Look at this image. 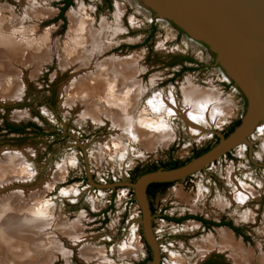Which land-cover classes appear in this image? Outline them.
Listing matches in <instances>:
<instances>
[{"label": "rangeland", "instance_id": "1", "mask_svg": "<svg viewBox=\"0 0 264 264\" xmlns=\"http://www.w3.org/2000/svg\"><path fill=\"white\" fill-rule=\"evenodd\" d=\"M64 1L0 0V39L10 42L0 47V264H149L132 190L91 182H134L154 166L187 163L241 121L247 101L205 45L141 0H72L62 21ZM70 16L87 20L91 33L71 31ZM116 59L131 61L130 67L98 70ZM113 81L119 91L122 81L125 88L138 86V96L119 115ZM185 92L192 100L203 95L205 103L196 104L216 108V121L201 118L202 130L194 132L184 118L194 104ZM150 102L164 106L153 110ZM149 120L167 127L165 139L144 127ZM5 123L41 131L8 134ZM248 142L251 150L242 144L148 197L160 264H234L221 239L226 236L251 255L249 264H260L263 123ZM237 193H246L242 201ZM162 215L230 222L241 236L194 220L167 222Z\"/></svg>", "mask_w": 264, "mask_h": 264}, {"label": "water", "instance_id": "2", "mask_svg": "<svg viewBox=\"0 0 264 264\" xmlns=\"http://www.w3.org/2000/svg\"><path fill=\"white\" fill-rule=\"evenodd\" d=\"M155 15L173 23L186 36L205 45L247 101L246 113L227 136L199 156L174 168H159L139 176L134 182L96 188L128 187L139 212L142 237L151 259L160 264L159 243L152 231L153 215L147 188L155 183H173L186 179L244 144L264 124V0H141Z\"/></svg>", "mask_w": 264, "mask_h": 264}, {"label": "bare ground", "instance_id": "3", "mask_svg": "<svg viewBox=\"0 0 264 264\" xmlns=\"http://www.w3.org/2000/svg\"><path fill=\"white\" fill-rule=\"evenodd\" d=\"M71 20H73V21H71L72 23H71V31H75V32H77V31H85V32H90L91 30H90V27H89V25H88V23L85 21V20H80V19H73V17H69ZM74 32V33H75ZM84 32V33H85ZM91 33V32H90ZM94 34V33H93ZM93 34H90V35H88L89 36V39H90V41L89 42H91L92 41V39H93V36L95 35H93ZM8 43H10V42H8V40L7 39H0V47H2V46H5V45H7ZM86 48V47H85ZM78 49V48H77ZM82 50V49H81ZM79 53H80V51H79ZM90 55V54H89ZM84 56V55H83ZM72 57H74V56H72ZM74 58H76V57H74ZM89 58H91V57H89ZM77 60V59H76ZM87 61H90V60H87ZM124 62V63H123ZM123 62H121V61H118L117 59L116 60H113V61H107V62H104V63H101L100 65H98V70L99 71H103V73H104V71H107V68H108V70L109 71H111V70H113V68H114V70H115V68L116 69H119L121 72L122 71H124V70H126L127 68H128V66L130 67V65L129 64H131L130 62L131 61H123ZM83 63V62H82ZM88 63V62H87ZM79 64V63H78ZM69 65V64H68ZM83 65V64H82ZM85 65V64H84ZM70 66V65H69ZM89 66V65H88ZM68 67V66H67ZM71 67V66H70ZM93 70V69H92ZM100 72V73H101ZM121 72H119V73H117V74H121ZM98 73V72H97ZM116 74V73H115ZM122 74H124V73H122ZM100 75V74H99ZM98 75V76H99ZM100 77V76H99ZM126 78H123V80H125ZM126 81V80H125ZM124 81V82H125ZM116 82V81H115ZM114 81H113V83L112 84H109V89H110V92H111V95L113 96L112 98L113 99H115V101L113 100V102L114 103H112L113 105H116L117 106V108H119V110H120V112H117V114L119 115V113H121L122 111H123V109L125 110V112L126 111H128V101H132V102H134V100L136 99V97L138 96V86H137V89H134L133 87L131 88V86H130V84H129V86H130V88H128L126 85V88L124 87V83H123V81H122V86L123 87H121L122 89H120V91H119V84H117V83H115ZM75 87V86H74ZM116 88H118V90L116 91ZM136 88V87H135ZM125 90V91H124ZM189 93V92H188ZM188 93H186L185 92V98H186V100L188 101V104H189V102L192 104V103H194L193 105H191L192 106V108L190 109V111H186V112H189L188 114H187V116L186 117H184V118H186L187 120V122H188V125L192 128V129H194V132H196V131H199L200 129H201V127L198 125V121L202 118L203 120H204V117L206 118L207 116H209V115H211L212 117V122H215L216 121V119H215V116H217V111L218 110H216V108H214V107H212V106H205V105H203L204 103H205V101H204V96L203 95H200V96H197L196 98H195V100H192V97H190V94L188 95ZM118 94V95H117ZM198 100H201V101H203L204 103L202 104V105H199L198 106V104H196V102L198 101ZM107 103H110V102H107ZM125 104H127L126 105V108H124V106H125ZM161 104H162V102H161ZM163 104H165V102L163 103ZM107 105V104H106ZM149 105L151 106V109H153V110H158V111H160V107H163L162 105H160L159 103H153V102H151V103H149ZM190 106V107H191ZM195 106H198V107H201V108H199V111L198 112H196V113H193V110L194 109H196L197 110V107H195ZM131 108V107H130ZM172 108V107H171ZM171 108H169L168 110H171ZM161 109H163V108H161ZM174 109V108H173ZM178 112V111H177ZM169 113L171 114L172 112L171 111H169ZM178 114H179V112H178ZM169 115V114H168ZM180 115V114H179ZM178 115V116H179ZM171 116V115H170ZM182 116V114L179 116V117H181ZM209 118V117H208ZM150 121V120H149ZM142 124V123H141ZM200 124V123H199ZM134 127V126H133ZM140 127V126H139ZM144 127H147L149 130H151V131H155V134H157V135H160V137H156V139L158 140V141H160L161 139H165L167 136H165V133H166V129H167V127L165 126V125H163L162 123H160V122H151L150 121V123H147V122H144ZM131 129V128H130ZM202 130V129H201ZM134 131V130H133ZM130 132H131V130H130ZM132 134H131V136H133L134 138H137L138 140H141L142 138L140 137V135H139V133H136V135L135 134H133L134 132H131ZM246 194V193H245ZM245 194H241V193H237L235 196V199L237 200V201H242L243 199H244V197H245ZM3 220H5V219H3ZM40 226V225H39ZM4 235V233H3V231L1 230V227H0V237L1 236H3ZM1 239H2V237H1ZM222 239V242L224 243V246L228 249V251H229V253H230V255H231V257H232V259H233V263L234 264H249V259H251V255L249 254V253H247V252H243L241 249H240V247H239V245L237 244H234L233 242H232V240H231V238L229 237V236H226V237H222L221 238ZM213 243V242H212ZM213 245V247H214V244H212ZM130 249H131V253H135V251H136V249H134L133 247H129ZM128 251V250H127ZM137 252V251H136ZM260 264H264V256L260 259V262H259Z\"/></svg>", "mask_w": 264, "mask_h": 264}, {"label": "trees", "instance_id": "4", "mask_svg": "<svg viewBox=\"0 0 264 264\" xmlns=\"http://www.w3.org/2000/svg\"><path fill=\"white\" fill-rule=\"evenodd\" d=\"M71 2L72 0H65L62 4L63 6L61 7L60 9V12H59V15L57 17V19L59 20H62L64 21V12L66 11V9L71 5ZM151 33H154V29L152 28L151 30ZM183 59V58H182ZM181 59V60H182ZM184 61H187V62H190L191 60L186 58V59H183ZM182 60V61H183ZM182 71H186V68H183ZM240 121H236L232 124V126L230 127V129L228 130V132L224 135V136H227L229 133H231L233 131V129L235 127H237L239 125ZM26 128H31L33 130H37L38 133L41 131V129L39 127H37L36 125L34 124H27L25 126H19V125H11V124H7L5 123L4 124V130H6V132L8 134H17V135H22L25 133V129ZM209 148L203 150V151H200V152H196L192 158H195L197 156H199L200 154H202L203 152L207 151ZM179 167V164L177 162H174V161H169L167 164H164L161 166V168L163 169H174V168H177ZM158 167L156 168L155 166L144 171L143 173H140L138 176H136L135 179H137L139 176H141L142 174H145V173H148V172H151V171H155L157 170ZM138 171V169H135V173ZM171 183H155V184H151L148 186L147 188V196L149 195H153L155 194L157 191H159L160 189L162 188H165L166 186L170 185ZM151 212H152V209L150 208ZM163 220L167 221V222H174V223H181L183 222L184 220L186 219H190V220H195V221H198L200 223H202L203 225L205 226H208V227H227L229 228L230 230H232L237 236H241V232L238 228L234 227L231 223L229 222H224V221H220L219 223H214V222H210V221H206V220H203L201 217H198V216H186V217H183V218H178V219H175V218H169L167 216H163L161 217ZM105 221V219H104ZM148 249V247H147Z\"/></svg>", "mask_w": 264, "mask_h": 264}, {"label": "flooded vegetation", "instance_id": "5", "mask_svg": "<svg viewBox=\"0 0 264 264\" xmlns=\"http://www.w3.org/2000/svg\"><path fill=\"white\" fill-rule=\"evenodd\" d=\"M150 196V195H149ZM148 196V197H149ZM183 217H186V216H182V217H179V218H183ZM199 217V216H198ZM175 219H178V218H175ZM188 220H190V219H186V220H184V221H188ZM183 221V222H184ZM195 221V220H194ZM207 221V220H206ZM196 222H198V221H196ZM210 222H213V221H210ZM224 222H226V221H224ZM172 223H174V222H172ZM203 228H205V229H210V228H212V227H208V226H205V225H203L202 223H200V222H198ZM214 223H216V222H214ZM230 223V222H229ZM175 224H177V223H175ZM202 264H211V262L210 261H207V262H204V263H202Z\"/></svg>", "mask_w": 264, "mask_h": 264}, {"label": "crops", "instance_id": "6", "mask_svg": "<svg viewBox=\"0 0 264 264\" xmlns=\"http://www.w3.org/2000/svg\"><path fill=\"white\" fill-rule=\"evenodd\" d=\"M220 221L216 222V223H219ZM227 228V227H226Z\"/></svg>", "mask_w": 264, "mask_h": 264}, {"label": "snow or ice", "instance_id": "7", "mask_svg": "<svg viewBox=\"0 0 264 264\" xmlns=\"http://www.w3.org/2000/svg\"><path fill=\"white\" fill-rule=\"evenodd\" d=\"M151 103V102H150Z\"/></svg>", "mask_w": 264, "mask_h": 264}]
</instances>
